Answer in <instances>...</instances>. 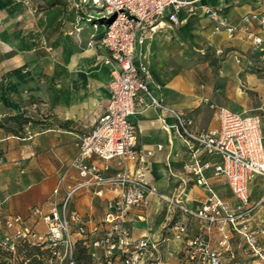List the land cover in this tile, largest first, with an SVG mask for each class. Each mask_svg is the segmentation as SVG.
I'll return each mask as SVG.
<instances>
[{
	"label": "crops",
	"instance_id": "crops-1",
	"mask_svg": "<svg viewBox=\"0 0 264 264\" xmlns=\"http://www.w3.org/2000/svg\"><path fill=\"white\" fill-rule=\"evenodd\" d=\"M199 4L225 9L233 25L264 8V0H201ZM40 5L39 0L31 6L24 0H0V120L22 113L31 120L21 137L0 130V156L4 158L0 165V216H21L22 225L44 234L42 216L63 201L67 188L82 181L72 166L78 144L104 113L110 93L109 69L100 62L104 52L88 43L82 47L75 31L60 33L58 12ZM179 20V24H166L153 33L143 47L153 75V94L169 108L185 112L195 132L218 130L222 107L263 114L264 74L251 66L253 49L244 35L216 31L201 12L187 15L182 11ZM217 49L229 53L220 58L215 55ZM237 54L250 61L239 63ZM133 121L140 156L127 166L132 173L144 168L147 185L168 201L151 196L147 210H131L128 226L135 238L164 240L162 264H180L181 245L170 235L171 226L182 222L188 235L194 236L203 222L169 201L197 209L209 193L183 170L188 153L173 130L175 118L170 112L148 103L137 110ZM111 165L107 176L118 170L116 162ZM205 176L218 196L231 206L237 204L232 191L230 195L221 192V183L227 184L225 177L215 176L212 169ZM63 177L64 184L55 194ZM258 183L264 184V178L258 177L250 185L252 227H264V193L256 191ZM100 190L102 196L97 195ZM117 194L108 187L81 189L71 198L66 215L77 214L89 224L99 223L107 212V201ZM226 231L235 258L225 254L223 264H245L244 241L229 233V226ZM208 237L214 247H220L223 234L218 228ZM260 243L264 248V240Z\"/></svg>",
	"mask_w": 264,
	"mask_h": 264
},
{
	"label": "built area",
	"instance_id": "built-area-1",
	"mask_svg": "<svg viewBox=\"0 0 264 264\" xmlns=\"http://www.w3.org/2000/svg\"><path fill=\"white\" fill-rule=\"evenodd\" d=\"M34 1L24 0V4L31 6ZM88 1L94 8L95 4L104 5L117 17L113 25L105 27L98 42L104 52L100 62L109 69L110 97L104 113L79 141L78 155L72 166L82 181L67 188L63 201L42 216L46 233L21 226V216H10L5 225L14 233L5 236L0 245L12 253L20 243L46 245L50 252L49 264H80V253L90 264H162L160 247L164 240L135 238L128 226L131 210H147L151 196L168 201L155 187L147 185L144 168L132 173L127 166L129 162H137L140 156L138 129L133 119L137 110L149 103L174 116L173 130L188 153L183 170L209 193L197 209L187 208L180 201H169L187 216L203 222L194 236L188 235V227L182 222L171 226L170 235L181 245L180 264H223L225 254L233 260L228 226L229 233L238 235L264 263V248L260 243L264 240V227L251 226L254 206L250 201V185L258 177L264 178V113L243 114L222 107L219 108L218 130L193 131L185 112L169 108L153 94V75L143 51L153 33L166 24L180 23L182 11L187 15L201 12L214 23L216 31H226L232 36L242 33L253 49L251 66L264 74V8L243 16L233 25L225 9L199 4L201 0ZM227 53L222 49L215 51L220 58ZM236 59L239 63L249 60L243 54H237ZM113 161L118 170L113 176H107ZM3 162L0 156V165ZM210 169L215 176L225 177L236 199L235 206L226 203L211 188L205 176ZM64 181L65 177L61 178L55 194ZM97 186L118 192L107 201L103 220L89 224L77 214L68 217L66 210L73 195L81 189ZM102 193L100 190L97 195L102 196ZM214 228L223 234L219 248L214 247L208 237Z\"/></svg>",
	"mask_w": 264,
	"mask_h": 264
},
{
	"label": "rangeland",
	"instance_id": "rangeland-1",
	"mask_svg": "<svg viewBox=\"0 0 264 264\" xmlns=\"http://www.w3.org/2000/svg\"><path fill=\"white\" fill-rule=\"evenodd\" d=\"M41 2L40 8H51L50 3L59 1V5L54 7L59 14V23L58 28L60 33L75 31L79 34V37L82 41V47H86L87 43H91L92 47L99 51L98 42L100 39L98 37L101 35L102 30H105L106 26H111L115 23L117 15L111 13V10L105 8L104 5L95 4V7L98 9L91 8L93 7L88 0H39ZM234 1V0H233ZM239 1V0H238ZM257 1V0H251ZM94 16V17H93ZM101 18L108 21V24H97L96 19ZM91 21L92 25L87 23ZM78 30V31H76ZM50 36V35H49ZM213 109V108H212ZM214 111V109H213ZM3 118L0 120L2 121ZM12 126L14 124L12 123ZM5 132L3 129H0ZM6 133V132H5ZM257 192L264 193V184L258 183L256 188ZM221 192L223 195H230L231 189L227 184L221 183ZM6 218L0 216V242H2L5 236H11L14 233L13 229L6 228L5 225ZM24 226V225H21ZM242 244V252L246 253L247 261L245 264H260L258 257L252 255L251 251L248 250V246L241 242ZM245 250V251H243ZM5 253L6 251H2L1 253ZM6 254V253H5ZM14 255H7V261L10 264H18L21 261V254L13 253ZM79 259L81 261L80 264H90V260L84 256L82 253L79 255Z\"/></svg>",
	"mask_w": 264,
	"mask_h": 264
},
{
	"label": "trees",
	"instance_id": "trees-1",
	"mask_svg": "<svg viewBox=\"0 0 264 264\" xmlns=\"http://www.w3.org/2000/svg\"><path fill=\"white\" fill-rule=\"evenodd\" d=\"M57 5H59V1L50 3L49 7L54 8ZM95 22H97V24H108V21L101 18L96 19ZM87 23L92 25L91 21ZM103 32L104 30H102L101 35L98 37V39L102 38ZM30 122V118L26 117L24 113L14 116H6L2 121H0V129H3L9 135L21 137L24 133L26 125H28ZM12 123L14 124V126H12ZM2 251H6V254L4 252L1 253ZM49 253V249L46 248V245L32 246L27 243H20L17 246L15 255L21 254V256L19 257V259L21 258V261L18 262V264H49L47 262ZM7 255L12 256L14 254L7 250V248L0 245V264H10L7 261Z\"/></svg>",
	"mask_w": 264,
	"mask_h": 264
}]
</instances>
